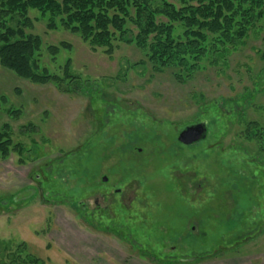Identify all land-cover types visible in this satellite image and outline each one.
Returning a JSON list of instances; mask_svg holds the SVG:
<instances>
[{"label": "rangeland", "instance_id": "obj_1", "mask_svg": "<svg viewBox=\"0 0 264 264\" xmlns=\"http://www.w3.org/2000/svg\"><path fill=\"white\" fill-rule=\"evenodd\" d=\"M33 16L41 63L63 75L71 58L82 88L0 65V130L24 147L0 158V242L51 264H264V158L237 135V113L256 118L264 104V22L228 64L181 83L133 66L145 58L134 45L109 57ZM62 41L72 50L52 60L46 46ZM201 122L206 139L182 146L179 132Z\"/></svg>", "mask_w": 264, "mask_h": 264}, {"label": "trees", "instance_id": "obj_2", "mask_svg": "<svg viewBox=\"0 0 264 264\" xmlns=\"http://www.w3.org/2000/svg\"><path fill=\"white\" fill-rule=\"evenodd\" d=\"M33 13L46 21L47 29L74 33L92 50L109 57L120 44L134 45L145 58L133 66L150 65L154 72L170 69L184 83L205 63L222 60L228 64L230 53L264 22V0H0V65L32 83H54L61 91L79 93L81 81L72 71L71 58L65 62L63 75L41 63L44 41L33 31L39 21ZM46 50L56 60L62 51H71L72 45L62 41ZM261 58L264 61V52ZM258 86L257 94L264 93V87L259 90ZM6 101V96H0V108ZM254 105L260 110L256 118L244 119L243 112L237 113L243 121L237 135L264 158V104ZM7 113L20 111L9 108ZM13 141L10 124L5 123L0 130V158L24 151L21 143ZM0 264L51 263L31 252L26 242H0Z\"/></svg>", "mask_w": 264, "mask_h": 264}, {"label": "water", "instance_id": "obj_3", "mask_svg": "<svg viewBox=\"0 0 264 264\" xmlns=\"http://www.w3.org/2000/svg\"><path fill=\"white\" fill-rule=\"evenodd\" d=\"M208 134L207 125L204 122L186 127L178 136V140L184 144H193L206 139Z\"/></svg>", "mask_w": 264, "mask_h": 264}, {"label": "flooded vegetation", "instance_id": "obj_4", "mask_svg": "<svg viewBox=\"0 0 264 264\" xmlns=\"http://www.w3.org/2000/svg\"><path fill=\"white\" fill-rule=\"evenodd\" d=\"M179 134H180V132H179ZM178 136H179V135H178ZM200 142H201V141H200ZM180 144H181L182 146H191V145H194V144H196V143L188 144V145H187V144H184V143H181V142H180ZM185 178H186V177H185ZM188 179H190V178H188ZM188 181H189V180H188ZM188 181H187V182H188ZM190 185H191V183H189V184L187 183V186H190ZM116 191H117V190H116ZM118 191H119V190H118ZM123 195H124V194H123ZM101 197H105L104 194H102ZM122 199H124V197H122ZM131 199H132V198H130V201H131ZM130 201H129V203H130ZM127 204H128V203H127ZM127 206H128V205H127Z\"/></svg>", "mask_w": 264, "mask_h": 264}, {"label": "clouds", "instance_id": "obj_5", "mask_svg": "<svg viewBox=\"0 0 264 264\" xmlns=\"http://www.w3.org/2000/svg\"><path fill=\"white\" fill-rule=\"evenodd\" d=\"M110 194V193H109ZM119 197H117V199H118ZM94 203V202H93Z\"/></svg>", "mask_w": 264, "mask_h": 264}]
</instances>
